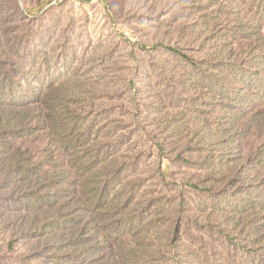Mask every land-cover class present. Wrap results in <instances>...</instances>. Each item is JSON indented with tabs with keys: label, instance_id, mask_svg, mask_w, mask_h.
<instances>
[{
	"label": "rangeland",
	"instance_id": "374dc122",
	"mask_svg": "<svg viewBox=\"0 0 264 264\" xmlns=\"http://www.w3.org/2000/svg\"><path fill=\"white\" fill-rule=\"evenodd\" d=\"M262 5L264 0H0L2 89L11 84L6 91L29 96L35 109L59 93L80 123L81 141L94 146L92 154L114 160L121 178L113 194L128 208L118 211L119 219L131 215L140 224L146 248L136 263L129 251L133 239L122 238L131 264H264L262 254L244 253L242 246L251 247L248 223L234 234L217 217L232 199L225 190L233 193L260 175L247 163L258 143L244 139L239 155L224 144L218 123L228 120L226 110L215 103L205 70L237 13L252 21L246 31L264 37ZM237 42L230 43L235 51L242 46ZM255 107L263 109L264 99ZM4 139L0 264H59L30 221L36 209L26 203L27 183L8 161L17 148L38 159L46 138Z\"/></svg>",
	"mask_w": 264,
	"mask_h": 264
},
{
	"label": "trees",
	"instance_id": "16d2710c",
	"mask_svg": "<svg viewBox=\"0 0 264 264\" xmlns=\"http://www.w3.org/2000/svg\"><path fill=\"white\" fill-rule=\"evenodd\" d=\"M261 7L263 13L264 5ZM240 15L236 14L222 35V43L213 47L205 70L216 91L212 94L217 99L215 103L226 110L228 120L218 123L219 132L226 138L224 144L234 146L239 155L244 139L253 138L258 143L247 163L260 175L255 183L243 182L233 193L225 190L232 199L217 215L234 234L248 223L251 247H242L248 257L255 258L264 256V107H255L259 99H264V37L246 31L252 21ZM234 40L242 45L239 51L230 45ZM2 86L0 83V143L6 144V136L36 134H42L47 141L38 159H31L30 151L17 148L8 161L9 168L16 165L18 177L27 183L26 203L36 209L30 221L52 258L59 264H131L122 243L128 235L133 239L129 251L140 263L146 253L142 228L134 224L131 215L125 221L119 219L118 211L128 208L119 193L113 194V185L116 187L121 178L114 160L92 154L94 146L81 141L80 123L72 120L59 93L48 95L35 109L29 96L8 93L11 84ZM54 150L59 153L58 159ZM236 158L239 163L235 168L240 171L243 165ZM176 237L174 233L172 241Z\"/></svg>",
	"mask_w": 264,
	"mask_h": 264
}]
</instances>
